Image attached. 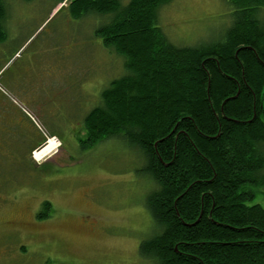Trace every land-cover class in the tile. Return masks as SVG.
Returning a JSON list of instances; mask_svg holds the SVG:
<instances>
[{
	"label": "trees",
	"instance_id": "trees-1",
	"mask_svg": "<svg viewBox=\"0 0 264 264\" xmlns=\"http://www.w3.org/2000/svg\"><path fill=\"white\" fill-rule=\"evenodd\" d=\"M97 30L126 75L86 118V144L121 139L155 187L156 231L140 245L154 264H264V0H225L232 24L218 41L174 46L158 26L171 0H56ZM8 12L0 0V41ZM40 144L37 148H39ZM49 217L52 206L43 205Z\"/></svg>",
	"mask_w": 264,
	"mask_h": 264
},
{
	"label": "rangeland",
	"instance_id": "rangeland-1",
	"mask_svg": "<svg viewBox=\"0 0 264 264\" xmlns=\"http://www.w3.org/2000/svg\"><path fill=\"white\" fill-rule=\"evenodd\" d=\"M5 3L0 185L13 201L0 264H154L139 250L157 230L146 206L155 185L141 172V155L118 138L86 144L87 116L126 75L124 58L97 35L109 16L76 20L56 0ZM232 13L225 0H171L158 10V26L174 46L196 48L221 39ZM41 133L61 146L36 163ZM45 202L52 211L39 218Z\"/></svg>",
	"mask_w": 264,
	"mask_h": 264
},
{
	"label": "crops",
	"instance_id": "crops-1",
	"mask_svg": "<svg viewBox=\"0 0 264 264\" xmlns=\"http://www.w3.org/2000/svg\"><path fill=\"white\" fill-rule=\"evenodd\" d=\"M12 201H13L12 189L8 187L7 185L5 186L0 185V225H1V222L4 221V227H2V230H0V233L8 231L9 227H11V223H9V220H8V208L10 205L12 206Z\"/></svg>",
	"mask_w": 264,
	"mask_h": 264
},
{
	"label": "bare ground",
	"instance_id": "bare-ground-1",
	"mask_svg": "<svg viewBox=\"0 0 264 264\" xmlns=\"http://www.w3.org/2000/svg\"><path fill=\"white\" fill-rule=\"evenodd\" d=\"M1 90V89H0ZM29 117H31V119L33 120V117L32 116H30V114L27 112L26 113ZM39 127V126H38ZM40 128V127H39ZM41 129V128H40ZM42 134V136H43V140H45V143L47 142H49V144L45 147L44 145H45V143L44 144H42L39 148L41 149L42 148V146H44L45 148H43L42 150H40L39 148H36L33 152H32V157H33V160L36 162V163H38L39 161H42V160H45V158H47V157H49L50 156V154L52 153L53 154V152L55 151V149H56V152H58L57 150H59L58 148H60V146H61V143H60V141L56 138V137H48V136H46L45 134H43V133H41ZM55 141H56V143H55ZM57 147V148H56ZM38 150H40V151H38ZM38 151V152H37ZM35 152H36V154H35ZM34 154H35V157H36V160L34 159ZM56 154V153H55ZM54 154V155H55ZM53 155V156H54ZM52 157V156H51ZM38 161V162H37Z\"/></svg>",
	"mask_w": 264,
	"mask_h": 264
},
{
	"label": "flooded vegetation",
	"instance_id": "flooded-vegetation-1",
	"mask_svg": "<svg viewBox=\"0 0 264 264\" xmlns=\"http://www.w3.org/2000/svg\"><path fill=\"white\" fill-rule=\"evenodd\" d=\"M44 143H45V140H43L41 144H44Z\"/></svg>",
	"mask_w": 264,
	"mask_h": 264
}]
</instances>
